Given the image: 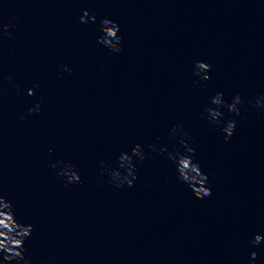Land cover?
<instances>
[{"label":"water","instance_id":"95a60500","mask_svg":"<svg viewBox=\"0 0 264 264\" xmlns=\"http://www.w3.org/2000/svg\"><path fill=\"white\" fill-rule=\"evenodd\" d=\"M83 9L94 23H80ZM104 17L119 25V53L97 42ZM10 22L15 39L0 38V194L34 226L32 264H248L252 251L264 264V241L249 243L264 235V114L249 103L264 92V0H0V23ZM196 60L212 65L203 84H193ZM216 91L245 100L227 142L202 118ZM38 100L41 112L28 114ZM174 123L193 137L210 197L195 198L159 156L137 165L131 188L100 176L102 160L135 143L171 148ZM56 160L73 161L81 181L53 176Z\"/></svg>","mask_w":264,"mask_h":264},{"label":"clouds","instance_id":"9594fccd","mask_svg":"<svg viewBox=\"0 0 264 264\" xmlns=\"http://www.w3.org/2000/svg\"><path fill=\"white\" fill-rule=\"evenodd\" d=\"M95 20L94 14H90L88 9H83L79 17L80 23H94ZM16 27L15 22L0 23V38L7 36L9 40H14L15 37L10 29L14 30ZM96 27L99 32L96 38L97 42L107 49L109 55L123 51V36L120 33L119 25L114 20L104 17ZM61 68L66 72H71V69L65 65H61ZM211 69L210 63L196 60L192 69V75L196 78L193 80V84H203L209 80ZM6 79L11 81L12 76H7ZM13 87L15 94L19 96L20 89L16 86ZM36 87V85L28 87L26 95L34 96ZM244 103L245 100L239 93L226 99L222 91H216L208 98V103L203 106L202 118L210 125H215L222 133L223 140L227 142L236 131L235 117L241 115V107ZM249 103L256 109L257 115L264 114V92L256 94L254 102L250 101ZM41 110V102L38 100L33 107L27 109V112L33 114L39 113ZM224 110L232 116L226 118ZM25 119V115L20 116L21 121ZM167 139L175 141L171 148L163 143L159 146L156 143H151L147 145L148 150L146 151L142 143H135L130 149L120 151L110 165L102 160L100 163L103 167L100 169V176H107L108 183L115 188L119 189L124 186L131 188L138 179L137 165L143 164L145 161H154L159 156L172 163L176 180L187 185L195 198L203 200L210 197L212 190L208 186L209 176L196 158V149L193 146V137L189 130L183 124L174 123L167 130ZM51 151L49 149L50 153ZM50 168L53 170V176L63 179L65 186L81 181L77 165L71 160H56L54 163H50ZM168 182L171 183V180ZM148 186L151 187L150 184ZM33 231L34 226L31 223L18 222L15 205L6 195L0 194V264H32V260L25 256L24 245ZM262 241H264V235L255 233L249 243L255 247L260 246ZM256 258L257 253L252 251L248 264H255Z\"/></svg>","mask_w":264,"mask_h":264}]
</instances>
